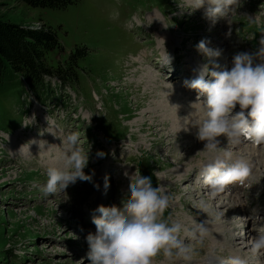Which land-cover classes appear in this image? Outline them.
Returning <instances> with one entry per match:
<instances>
[{
	"label": "rangeland",
	"instance_id": "rangeland-1",
	"mask_svg": "<svg viewBox=\"0 0 264 264\" xmlns=\"http://www.w3.org/2000/svg\"><path fill=\"white\" fill-rule=\"evenodd\" d=\"M189 3L77 0L63 9H49L0 0L3 19L32 29L44 24L55 30L61 48L48 53L49 64H63L77 48L86 52L77 55V77H47L37 97L10 68L0 84V264H88L85 235L94 232L95 226L86 212L101 199L105 206H120L129 183L124 173L131 175L136 170L150 172L153 185L168 196L169 204L158 218L181 225L176 235L186 249L172 257L158 252L152 264H176L179 258L180 264L194 263L208 248L215 258L228 260L231 249L225 246L233 244H238L235 249L248 250L242 244L247 241L245 236L230 240L227 231L237 235L244 226L255 232L257 218H248L255 207L264 217V143L259 148L262 157L255 154L251 183L247 180L241 193L244 206L237 208L232 202L219 206L218 200L229 202L230 192L211 200L214 193L193 190L195 181L184 180L189 173L184 179L183 173H192L209 153L203 148L204 141L196 138V129L192 133L181 128L183 135L177 129L193 114L189 113L190 103L183 105V100L194 96L184 93L181 98L173 91V97L167 86L180 84L185 68L178 65L176 73L167 70L165 74L155 60L161 53L175 51L179 64H184L187 55L204 63L195 48L202 38L220 50L215 59L217 63L224 59V66L237 52L252 53L250 47L259 49V38L264 35V0H241L229 17L214 24L204 18L203 8L191 14L182 11ZM176 64L173 61L171 66ZM149 75H155L157 81L147 82ZM33 115L34 122L22 126ZM69 132L79 134L83 150H88L83 171L94 172L92 179L101 188L78 179L64 192L45 197L40 189L47 179L46 168L61 163L58 137ZM216 139V154L227 151L232 157L248 156L242 146L233 148L223 135ZM43 140L44 153L37 145ZM23 147L28 149L21 150ZM97 150L105 155L98 157ZM105 175L106 191L102 188ZM239 208L241 218H234L233 211ZM253 221L257 222L252 225ZM215 226L223 227L221 240L210 232Z\"/></svg>",
	"mask_w": 264,
	"mask_h": 264
},
{
	"label": "clouds",
	"instance_id": "clouds-1",
	"mask_svg": "<svg viewBox=\"0 0 264 264\" xmlns=\"http://www.w3.org/2000/svg\"><path fill=\"white\" fill-rule=\"evenodd\" d=\"M240 3L241 0H190L181 10L191 14L203 8L204 18L214 24L218 19L229 17ZM39 27V24L34 25L36 29ZM208 43L203 38L197 42L195 48L206 62L193 69L194 78L182 81L183 86L196 90V98L190 104L189 113L193 115L188 114L187 121H183L177 131L182 128L187 132L189 125L195 127L196 138L204 141L203 148L209 153L199 168V177L211 189L220 190L229 182L242 181L249 167L243 159H233L230 152L216 154L219 144L216 138L223 135L233 145L242 139L253 144L264 143V63L253 62L255 55L264 54V35L259 38L257 53L237 52L228 66L217 63L215 58L220 56V50ZM237 105L239 110L233 111ZM34 119V115L26 117V122L21 124L28 126ZM58 138L62 145L61 163L46 168L47 179L41 193L49 197L58 191L64 192L78 179L101 188L92 179L94 172L83 171L88 163V150H83L79 134L69 132ZM45 144L46 141L37 143L40 149L45 148ZM96 155L102 158L105 153L97 150ZM124 175L129 183L120 206L97 205L98 215L91 217L95 231L85 235L88 264H152L158 252L162 251L166 257L185 252L176 235L181 225L158 218L169 204L168 196L153 185L151 176L142 175L139 170ZM108 186L105 175L103 190ZM261 219L264 217L257 215V220ZM251 248L253 251L264 249V233L256 235ZM228 264L244 262L239 257H230Z\"/></svg>",
	"mask_w": 264,
	"mask_h": 264
},
{
	"label": "trees",
	"instance_id": "trees-1",
	"mask_svg": "<svg viewBox=\"0 0 264 264\" xmlns=\"http://www.w3.org/2000/svg\"><path fill=\"white\" fill-rule=\"evenodd\" d=\"M35 8L63 9L77 0H18ZM61 48L55 30L44 24L39 29L23 27L0 17V84L7 68L10 73L20 76L28 90L36 97L47 77L72 79L78 76L80 68L78 53L86 54L77 48L70 52L63 64L53 66L48 63L47 55ZM74 78H73V76Z\"/></svg>",
	"mask_w": 264,
	"mask_h": 264
},
{
	"label": "bare ground",
	"instance_id": "bare-ground-1",
	"mask_svg": "<svg viewBox=\"0 0 264 264\" xmlns=\"http://www.w3.org/2000/svg\"><path fill=\"white\" fill-rule=\"evenodd\" d=\"M187 1H190V0H187ZM207 33V32H206ZM165 57H169V56H166L165 55ZM164 57H158V59H160L161 61H164L165 59H163ZM172 58H169V59H166V61H169V60H171ZM253 62L254 63H256V61H254L253 60ZM160 65H162V66H166V64L164 63V62H161L160 63ZM199 65L200 64H198L197 62H193V64L190 66V68H189V70L191 71V70H193V69H196V68H198L199 67ZM150 74V73H149ZM152 74V73H151ZM147 77H150L149 79H148V81L147 82H150V83H155L156 81H157V78H155V75L154 76H147ZM146 77V78H147ZM160 80H162V79H160L159 78V81ZM162 82V81H161ZM167 88H168V90H172V94L171 95H173V97H176V94L173 92V91H175V92H177V95L179 96V97H181V98H183L184 97V92H183V90L180 88V86L179 85H175V86H167ZM166 91H167V89H166ZM170 92V91H169ZM169 94V95H170ZM189 94V93H188ZM173 97H172V99H173ZM191 97V96H190ZM189 97V98H190ZM195 98V97H194ZM192 99V98H191ZM189 99V100H183V102H182V104L183 105H185L184 103H190L191 104V102H193L194 100L192 99ZM159 108V107H158ZM186 109V108H185ZM237 110H239L238 109V105H237V107L235 108V110L233 109V111H237ZM192 111V110H191ZM193 115V114H192ZM179 125V124H178ZM189 127V126H188ZM192 126H190V128H189V131H187V132H195L194 130H195V127H192ZM194 128V129H193ZM48 141H50L49 139H48ZM244 141V139H242L241 140V142L239 143V144H236V145H233V148H235V147H241L240 146V144L242 143ZM230 143V142H229ZM30 147V146H29ZM44 147H45V145H44ZM31 148V147H30ZM37 148V147H36ZM23 149H28V147H23V148H21V150H23ZM241 150H243V152L246 154V155H248L247 157H245L244 159H246V160H244L246 163H247V165H248V167H249V173H248V175L245 177V179L247 180L248 179V177H249V175L251 174V172H252V167L256 164V162L254 161L255 160V154H256V157H258V159L260 158V157H262L259 153L261 152L260 150H259V147H258V144L256 145V146H254V144H252V145H249V144H247L245 147H243ZM40 151L42 152L43 151V153H44V149H40ZM240 154V153H239ZM48 155V153L46 154V156ZM263 155V154H262ZM26 156V155H25ZM242 157V156H241ZM241 157H236V156H234V157H232L233 159H236V158H240V159H242ZM29 159V158H28ZM255 162V163H254ZM202 164V163H201ZM257 164H259L260 165V162H258ZM188 173H189V171H186V172H184L183 174H187L188 175ZM187 175L185 176V177H183V178H186L187 177ZM182 176H184V175H182ZM245 185H247L246 183H241V184H239V181H234L233 182V189H232V197L228 200L229 202H227V201H225V199H222L221 201H219L218 200V203H219V206H226V205H230L229 203H234V204H236V207L238 208V207H241V206H244V199H243V195L241 194L243 191H244V186ZM243 190V191H242ZM211 193V192H210ZM212 193H214L215 194V196L214 197H212L211 198V200L212 199H215V198H217L218 196H220L221 195V193L220 192H216V191H214V192H212ZM209 194V193H208ZM210 195V194H209ZM98 197L100 196V195H97ZM231 196V195H230ZM97 197V198H98ZM219 199V198H218ZM104 200V199H103ZM103 200L101 199L98 203H95V205H100V204H103ZM210 200V199H209ZM235 207V208H236ZM220 208V207H219ZM222 210H224V209H222ZM229 208L228 209H226L225 211H224V213H228L229 212ZM250 214H249V220H251V219H253V220H255L256 218H257V215L258 216H260V213H258V209L255 207L254 209H253V211L252 212H249ZM262 216H264V213H262ZM234 223V222H233ZM256 226H257V230H259L260 231V229H263L264 228V224H262L261 223V221H259V222H257L256 223ZM248 229H250V231H245V234L247 233H250L251 234V231H252V233H254V229H252V228H250V227H248ZM215 231H217V232H215ZM210 232H212V233H214V238L216 239V238H219L220 240H221V237L223 236V233L221 232V231H219V229L217 228V226H215V228L214 227H212L211 229H210ZM209 232V233H210ZM254 238L255 237H253V240H254ZM211 246V245H210ZM209 246V247H210ZM228 247L231 249V254H230V257H239L240 259H242V260H245V261H247V262H249L250 260H252V259H254V257L256 258L257 256H258V253H256V254H253L252 253V255H249V254H246L244 251H242L240 248H233V246H229L228 245ZM244 247H247V248H250L251 247V243L250 244H248V245H246V244H244ZM227 248V247H226ZM209 249V248H208ZM207 249V252L205 253V255L203 256L202 255V257H201V259L200 260H197L196 262H194V264H206L208 261H218V259L216 260V258H215V256H213V254L210 252V250H208ZM258 251H260V253H259V256L257 257L258 258V260H259V262H260V264H264V249H261V250H258ZM180 261H181V259L179 258V259H177V261H176V264H180ZM255 263L256 262H258L257 260H255L254 261Z\"/></svg>",
	"mask_w": 264,
	"mask_h": 264
}]
</instances>
